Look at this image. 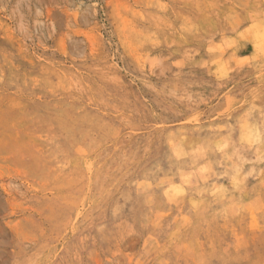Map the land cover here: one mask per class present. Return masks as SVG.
I'll use <instances>...</instances> for the list:
<instances>
[{
	"label": "rangeland",
	"instance_id": "rangeland-1",
	"mask_svg": "<svg viewBox=\"0 0 264 264\" xmlns=\"http://www.w3.org/2000/svg\"><path fill=\"white\" fill-rule=\"evenodd\" d=\"M0 264H264V0H0Z\"/></svg>",
	"mask_w": 264,
	"mask_h": 264
}]
</instances>
